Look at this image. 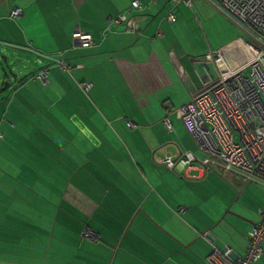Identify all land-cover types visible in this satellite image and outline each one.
<instances>
[{
  "label": "crops",
  "instance_id": "obj_1",
  "mask_svg": "<svg viewBox=\"0 0 264 264\" xmlns=\"http://www.w3.org/2000/svg\"><path fill=\"white\" fill-rule=\"evenodd\" d=\"M205 1L0 0L1 51L13 61L23 56L24 74L37 65L13 96L21 92V99L12 98L2 108L8 116L0 115V264H158L170 249L190 264H210L214 248L225 245L246 255L248 232L262 220L264 192L235 172L223 177L217 168L162 162L181 153L203 159L175 109L216 79V52L237 40L223 36L224 14L219 27L209 22ZM208 1L225 13L221 0ZM134 2L142 5L141 31H108L110 18ZM75 29L91 34L93 44H75ZM232 55L231 64L243 62ZM40 69L46 81L37 77ZM119 176L143 196V211L111 208L105 196ZM229 192L245 198L224 237L216 223L240 200L230 201ZM151 220L175 224L166 228L171 235L163 232V250L150 249L139 260L138 234L159 233ZM254 264H264V254Z\"/></svg>",
  "mask_w": 264,
  "mask_h": 264
},
{
  "label": "built area",
  "instance_id": "obj_2",
  "mask_svg": "<svg viewBox=\"0 0 264 264\" xmlns=\"http://www.w3.org/2000/svg\"><path fill=\"white\" fill-rule=\"evenodd\" d=\"M141 7V3L134 2L133 9L110 18L108 31L113 30V26H123L128 32H140L141 13L137 9ZM220 7L241 24L252 39L247 43L234 40L218 50L214 56L216 79L175 109L198 144L203 159L197 160L193 153H181L167 155L162 162L170 168H217L223 177L235 172L245 185L254 183L264 189V0H221ZM19 13L14 10L12 15ZM171 20L176 17L172 15ZM73 38L75 44L84 48L94 42L92 35L81 29L74 30ZM228 54H233V60L234 56L242 58L243 62L231 64ZM37 77L46 81V70L39 71ZM164 121L171 128L169 119ZM2 137L0 133V139ZM260 213L261 222L255 223L248 232L249 247L245 256L236 255L231 246L225 245L222 250L214 248L208 256L209 263L258 262L264 254V208ZM85 235L94 236L91 230Z\"/></svg>",
  "mask_w": 264,
  "mask_h": 264
},
{
  "label": "rangeland",
  "instance_id": "obj_3",
  "mask_svg": "<svg viewBox=\"0 0 264 264\" xmlns=\"http://www.w3.org/2000/svg\"><path fill=\"white\" fill-rule=\"evenodd\" d=\"M206 2V5L208 6L207 9H211L210 12L208 13V16L205 15L206 18H208L209 22L212 24V25H215V26H220V15L221 14H224L225 15V18H227V21L228 23L227 24H223L222 26V32H223V36L224 37H229V40L230 38H237V40L243 42V43H247L248 41H250L252 39V36L251 34L241 25L239 24L236 20H234L232 17H230L228 14L226 13H222L221 10H219L218 8H215L211 2H209L208 0L205 1ZM206 12H204L205 14ZM221 30V29H219ZM32 59V58H31ZM10 61H12L11 59H9ZM33 62V60H32ZM34 65H32L31 67L29 66L28 69H27V72L29 71H32L31 68H33ZM15 67V66H14ZM34 67H37V65L35 64ZM217 77V76H216ZM33 78V77H31ZM20 87V85H19ZM22 88V87H21ZM19 96L18 98H14L16 96H14L13 98L15 100H20L21 97H22V93L19 92ZM5 111H3L0 115L3 116V114L5 116H8V114L4 113ZM4 118H8V117H4ZM8 120V119H7ZM33 126V125H32ZM186 128V127H185ZM187 130V129H186ZM0 133H4L2 130L0 131ZM200 153V152H199ZM35 161H36V164L38 165L39 168H41L42 170L45 169V165L46 163L42 162L41 158L38 156L35 158ZM13 164V163H12ZM164 164V163H163ZM14 165V164H13ZM15 166V165H14ZM168 172V171H166ZM38 173V172H37ZM117 181V184L116 187H110V189L112 190L110 192V195L108 196H105V197H108V199H110L112 201L111 203V208L116 211V212H125L126 213V205L130 206L132 208L133 207H137L139 209H141L143 211V204L145 202L144 198L142 195L138 196L135 192V190L127 185L126 184V180L122 179L120 176L116 179ZM255 188H257L261 193L264 192V190H262L261 188H259L257 185H253ZM253 187V188H254ZM89 189H95L94 187L93 188H90L88 187ZM107 189V188H105ZM39 193H42L40 191V188L37 190ZM207 195H204V197H206ZM228 198L230 199V201H233L235 199V196H236V199H240L238 200L236 203L234 201V204L231 205V208H227L225 211H224V214L222 215V217L220 218L219 221L220 224H218L215 228V230H218L220 228H223L225 230V233L223 236H227L228 235V232L230 234V232H232V230H229L230 228H233L235 227L233 224H232V220L234 221H237L236 220V214L238 212H242V209H239L240 205L239 204H242L244 203V198L245 197H240L239 194L236 192V194H234L233 192H229L228 193ZM123 198V199H121ZM235 199V200H236ZM122 201V202H115V201ZM249 203V202H248ZM250 204V203H249ZM147 207L150 208V202L148 201L146 203ZM230 207V206H229ZM112 211V210H111ZM235 211H238L237 213ZM250 211H253L254 213L253 214H256L255 211H257V207L253 206L252 204H250ZM223 216H225V218L222 220ZM260 218V217H259ZM258 218V219H259ZM185 223H189L187 220H185V218H181ZM209 220V219H208ZM89 221H93V220H89ZM132 220H129L128 221V224L131 222ZM151 222L153 224H155L159 230L157 232L158 235L157 237H150L149 235H147L146 233L144 232H140L138 234V237L143 241V248L141 251L139 252H136L137 255H134L135 258L139 259V258H144V255L145 253H148L149 250L151 249L152 251H157V247H159L160 249L163 250L162 246L159 242H168V239L163 235V232H166L167 234L171 235L168 231H167V227L173 223V221H165L162 223L165 224V225H162L160 223H158L156 220H151ZM218 222V221H217ZM175 223H173L172 225H174ZM217 224V223H216ZM215 224V225H216ZM171 225V226H172ZM204 225H207V224H204ZM214 225V226H215ZM135 226L136 224H134L133 226V230L135 229ZM165 226V227H164ZM212 226V227H214ZM205 228V226H204ZM88 229V228H87ZM86 233V232H85ZM159 236V237H158ZM159 238V239H158ZM176 241H178L176 238H174ZM175 240H174V243H175ZM162 250L158 251L157 253H161ZM130 253V252H129ZM168 255H172L173 257L171 258H168ZM139 256V257H138ZM184 257L180 256V254L177 253L176 250L174 249H170V251L167 253V254H164V258L160 261H158V264H180V261L182 262V264H190L186 261L183 260ZM140 260V259H139ZM195 264H208V262H206V259H201L200 262H197Z\"/></svg>",
  "mask_w": 264,
  "mask_h": 264
},
{
  "label": "water",
  "instance_id": "obj_4",
  "mask_svg": "<svg viewBox=\"0 0 264 264\" xmlns=\"http://www.w3.org/2000/svg\"><path fill=\"white\" fill-rule=\"evenodd\" d=\"M9 59V56L4 54L0 49V60H3V63L0 64V83L7 79L4 86L0 88V113H2V108L11 101L19 85H25L34 75L33 72H26L24 74L27 62L23 56H18L15 61H10ZM224 218L225 216H223L222 220Z\"/></svg>",
  "mask_w": 264,
  "mask_h": 264
},
{
  "label": "flooded vegetation",
  "instance_id": "obj_5",
  "mask_svg": "<svg viewBox=\"0 0 264 264\" xmlns=\"http://www.w3.org/2000/svg\"><path fill=\"white\" fill-rule=\"evenodd\" d=\"M3 63V60H0V64ZM7 79L3 80L1 83H0V88L4 86L5 82H6ZM1 100V99H0Z\"/></svg>",
  "mask_w": 264,
  "mask_h": 264
},
{
  "label": "trees",
  "instance_id": "obj_6",
  "mask_svg": "<svg viewBox=\"0 0 264 264\" xmlns=\"http://www.w3.org/2000/svg\"><path fill=\"white\" fill-rule=\"evenodd\" d=\"M184 2V1H183Z\"/></svg>",
  "mask_w": 264,
  "mask_h": 264
}]
</instances>
